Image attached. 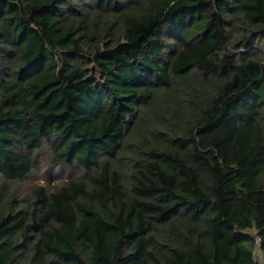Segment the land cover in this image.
<instances>
[{"label":"trees","instance_id":"16d2710c","mask_svg":"<svg viewBox=\"0 0 264 264\" xmlns=\"http://www.w3.org/2000/svg\"><path fill=\"white\" fill-rule=\"evenodd\" d=\"M258 249L264 0H0V264Z\"/></svg>","mask_w":264,"mask_h":264},{"label":"rangeland","instance_id":"374dc122","mask_svg":"<svg viewBox=\"0 0 264 264\" xmlns=\"http://www.w3.org/2000/svg\"><path fill=\"white\" fill-rule=\"evenodd\" d=\"M57 175H58L57 172L53 173L49 169H43L42 172L37 173V175H31L28 179L32 183H41V184H43L48 179L47 176H51V177L55 178Z\"/></svg>","mask_w":264,"mask_h":264},{"label":"built area","instance_id":"2783aa9c","mask_svg":"<svg viewBox=\"0 0 264 264\" xmlns=\"http://www.w3.org/2000/svg\"><path fill=\"white\" fill-rule=\"evenodd\" d=\"M257 243H259V240H257ZM256 259L258 261V264H264V257L259 249L256 251Z\"/></svg>","mask_w":264,"mask_h":264}]
</instances>
